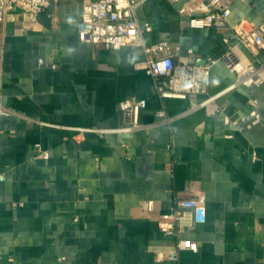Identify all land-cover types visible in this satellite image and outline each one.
Returning a JSON list of instances; mask_svg holds the SVG:
<instances>
[{"label": "crops", "instance_id": "0c3cea01", "mask_svg": "<svg viewBox=\"0 0 264 264\" xmlns=\"http://www.w3.org/2000/svg\"><path fill=\"white\" fill-rule=\"evenodd\" d=\"M86 1L0 23V264H158L174 243L159 219L201 195L206 219L183 234L199 249L180 264H264V49L235 43L226 23L192 27L182 1L142 0L146 45L215 61L206 93L162 98L142 47L80 41ZM263 16L264 0L232 1L231 25ZM131 99L147 100L144 128L122 132Z\"/></svg>", "mask_w": 264, "mask_h": 264}, {"label": "built area", "instance_id": "2783aa9c", "mask_svg": "<svg viewBox=\"0 0 264 264\" xmlns=\"http://www.w3.org/2000/svg\"><path fill=\"white\" fill-rule=\"evenodd\" d=\"M182 1L179 14L186 16L194 28H208L216 23L230 25L234 33V42L253 52L264 49V16L258 23L245 20L231 25L233 0H172ZM244 1V0H243ZM142 0H92L84 2L81 18L77 24L79 39L82 43L102 45L107 50H119L127 46L142 47L146 56L144 67L154 79L156 90L162 98L186 99L191 95L207 92L210 71L215 61L196 65L190 61L194 56L193 49L187 50V57L181 56V47L169 41H161L154 45H146L144 34L152 31L150 24L141 26L137 17V9ZM51 0H0V23L13 18L16 11L24 13L29 21L36 22L38 16L49 13ZM228 43L230 41L226 40ZM237 58L230 51L224 61L228 65ZM3 61L0 54V70ZM264 71V65L261 68ZM217 96L209 99L214 100ZM146 99H131L120 104L128 126L122 132L143 130L139 122L142 109L146 107ZM159 115L166 119L164 111ZM85 130H80L84 132ZM45 159L48 152L38 149ZM4 177L0 176V180ZM206 219V196L196 199H176L169 214L158 221L160 231L174 239L169 248L159 249L155 254L158 264H180L183 251L197 252L199 245L183 234Z\"/></svg>", "mask_w": 264, "mask_h": 264}]
</instances>
